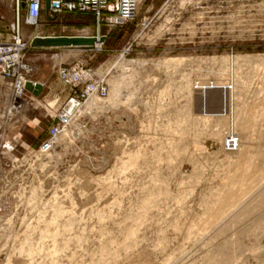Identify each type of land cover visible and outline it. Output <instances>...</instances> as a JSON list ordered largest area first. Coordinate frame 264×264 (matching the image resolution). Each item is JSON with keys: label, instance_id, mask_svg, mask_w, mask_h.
Segmentation results:
<instances>
[{"label": "rangeland", "instance_id": "1", "mask_svg": "<svg viewBox=\"0 0 264 264\" xmlns=\"http://www.w3.org/2000/svg\"><path fill=\"white\" fill-rule=\"evenodd\" d=\"M13 3L15 0H0V11L7 13ZM46 31L53 37H92L98 34V26L91 16L61 14ZM100 32L107 37L100 48L56 49L42 57L30 51L29 43L25 59L32 69L30 80L51 73L48 85L56 92L51 100L30 93L17 98L10 88L0 96V264H102L100 246L112 251L129 244L131 239L126 235L149 200L152 210L143 219L128 253L121 251L120 259H109L106 264H183L185 257L189 264H204L207 237L202 235L211 233L205 218V209L211 204H206L212 202L210 194L219 189V183L227 181L229 166L209 137L220 114L208 93L227 92L225 108L233 87V109L238 115L243 114L245 105L250 112L262 110L256 91L264 90V0H142L134 22L122 27L101 26ZM170 60L176 62L167 63ZM76 64L89 70L94 79L103 80L108 96L86 102L87 107L84 105L61 136L51 142L49 131L70 95L57 71L60 66ZM225 73L227 85L216 87ZM250 78L262 88L249 84ZM235 86L238 90L248 87L247 97L241 95L244 89L239 93ZM117 87L118 96L114 94ZM250 100H257L251 102L256 111L248 105ZM233 112L231 117H238ZM201 115L213 120L207 117L206 125ZM160 141L170 148L161 146ZM136 153L142 155L138 164L122 172L120 158L125 157L121 158L124 161ZM55 207L64 213L58 217ZM52 217L56 223L51 224ZM189 227L192 229L186 230ZM202 229L204 233L199 235ZM191 231L204 239L200 242L202 238H195L194 242L190 238L195 244L186 243L182 237H191ZM44 236L47 238L42 240ZM29 245L39 246L41 251L30 256L25 251ZM179 247L187 251L181 255ZM245 264L254 262L247 260Z\"/></svg>", "mask_w": 264, "mask_h": 264}, {"label": "bare ground", "instance_id": "2", "mask_svg": "<svg viewBox=\"0 0 264 264\" xmlns=\"http://www.w3.org/2000/svg\"><path fill=\"white\" fill-rule=\"evenodd\" d=\"M85 37H87V36H85ZM100 44H98L97 45V47L98 48H100ZM257 59V58H256ZM255 59V60H256ZM175 60H170V61H167V63H175L174 62ZM166 64V63H165ZM252 70V69H251ZM263 70H264V68H263ZM250 71V70H249ZM253 71V70H252ZM262 72L263 71H261V74H262ZM245 73V72H244ZM256 73V72H255ZM222 74H224L223 72H222ZM254 74V73H253ZM247 75V74H246ZM256 75V74H255ZM226 73H225V75H222L221 77H219V81L218 82H216L215 84L217 85L216 87H220V86H223L224 87V85H225V83H226V85H227V82H226ZM236 76V75H235ZM244 76V75H243ZM262 76V75H261ZM261 76H259L260 78H261ZM234 77V76H233ZM247 77H250L249 75H247ZM246 77V78H247ZM263 77V76H262ZM235 79H237L238 78V76H237V78L236 77H234ZM252 79L254 78V76L253 77H251ZM250 78V79H251ZM255 78H256V76H255ZM259 78V79H260ZM228 79V78H227ZM251 79V80H252ZM259 79H257V81L259 80ZM263 79V78H262ZM261 79V80H262ZM239 80V79H238ZM246 80V79H245ZM254 80V79H253ZM253 80L252 81H250L249 82V84L252 82L253 83V86H255V88L257 89L258 87L256 86V84L257 83H254L253 82ZM234 81V80H233ZM240 81V80H239ZM247 81V80H246ZM248 81H249V79H248ZM235 82V81H234ZM233 82V83H234ZM242 82V81H241ZM260 82V81H259ZM264 82V81H263ZM236 83V82H235ZM238 83H240V82H237V84ZM242 83H244V82H242ZM248 83V82H247ZM247 83H246V85H247ZM261 83V82H260ZM214 84V85H215ZM264 84V83H263ZM262 84V85H263ZM241 85H243V84H241ZM258 85V84H257ZM238 86H239V84H238ZM237 86V87H238ZM245 86V85H244ZM244 86H241V89H244V90H242V91H244V92H242V96H244L245 95V97H247V95L246 94H248V93H246L245 94V91H247V89H248V87H250V85L247 87V89L245 90V87ZM230 87V86H229ZM244 87V88H243ZM228 88V87H227ZM239 88V90L238 89H236V86H235V89H236V91L238 92L239 91V93H241L240 91H241V89H240V87H238ZM251 88H253L252 87V85H251V87L249 88L250 90H251ZM255 88H253V90L255 91ZM260 88H262V87H259V90H260ZM218 89V88H217ZM229 89V88H228ZM233 90V87H231V91L229 92V94H228V100H226V101H228V104L226 105V107L224 108V106H225V102H224V100L227 98V92L225 93V92H220V93H208V97H210L209 99H210V101L212 100V101H215L216 102V112L217 113H219L220 114V120L219 121H214V123L216 122V124H214L213 126H215L214 128H213V133L212 134H210L211 136H209L210 137V140H212L214 143H216L217 144V152H221L222 151V153L224 154L223 156H224V159H225V161L227 162V164L229 165L227 168H226V172H227V176H226V178H227V181H225V182H223L222 181V179H221V181H222V183H219L220 184V186H219V189L217 188V190H214L215 192H213V194L211 195L210 194V196L213 198H211V197H209V198H211L212 199V202L210 201V203H209V201H207L209 204H206L208 207L210 206V204H211V206L209 207V208H207V209H205L206 210V212L208 213L207 215V217H205L208 221L206 222V225L210 228V230H211V233H209V234H204V235H202V232L201 231H203V229L202 230H198L199 232H198V234L199 235H202V237H207L206 238V240L204 241L205 242V245H206V249H204V246L205 245H202L203 246V248L202 249H204V251H205V262L203 261V260H201V261H203L204 262V264H245L246 263V261L247 260H252L253 262H254V264H264V95H263V97L261 98V97H258L259 95H261V94H263L264 92V90H263V88H262V90H260L259 92L258 91H256L257 93H258V96L256 95V97L258 98L257 100H254L255 102L257 101V103H259L260 102V104H259V106L261 105V108H262V110L260 111V112H250V110H251V108L250 107H247V105H245V104H247L248 102L247 101H244V105H245V107H244V110H243V108H242V115H238V113H236V111L237 110H234V109H236V108H234L233 109V106H235V104L233 103V98L235 97V95H234V92L232 91ZM250 90H248V92H250ZM252 90V91H253ZM222 91H223V89H222ZM229 91V90H228ZM235 91V92H236ZM253 91V92H254ZM263 93H262V92ZM119 92H120V90L118 89V87L114 90V94H116V96H118V94H119ZM253 92H251L252 93V95L251 96H253ZM255 92V93H256ZM261 93V94H260ZM236 94V93H235ZM238 94V93H237ZM244 94V95H243ZM250 95H248L249 97H250ZM240 96V95H239ZM16 97L17 98H19L17 95H16ZM245 97L243 98L244 100H245ZM255 97V95L252 97V98H254ZM96 98L97 97H92L91 98V100L93 101V100H96ZM99 98V97H98ZM97 98V99H98ZM237 98V97H236ZM242 98V97H241ZM251 98V97H250ZM13 99H15V98H13ZM207 99V98H206ZM208 99V100H209ZM243 99H240V100H243ZM248 99V98H247ZM254 99H256V98H254ZM18 100V99H17ZM239 100V99H238ZM239 100V101H240ZM260 100H263L262 102L260 101ZM211 101V102H212ZM236 101V100H235ZM253 101V100H252ZM251 100L249 101V104L248 105H250L251 107L253 106V105H251V102H252ZM253 101V102H254ZM111 102V101H110ZM257 103H255V104H257ZM262 103H263V105H262ZM253 104V103H252ZM93 104H91L90 103V107L92 106ZM95 105V104H94ZM106 105V104H105ZM243 105V106H244ZM258 105V104H257ZM86 106V105H85ZM89 106V105H88ZM215 106V105H214ZM241 107H242V105H240ZM87 107V106H86ZM98 107V106H97ZM256 107V106H255ZM254 106H253V111H256L257 109H255L254 110V108H255ZM258 107V106H257ZM259 108V107H258ZM91 109V108H90ZM98 110V109H97ZM232 110L234 111L233 113L235 114L236 113V115H238V117H234V118H232L231 116V114H232ZM240 110V109H239ZM92 111V110H91ZM207 111H209V110H207ZM214 111V110H213ZM248 112H250L251 113V115H249L248 114ZM203 113V112H202ZM208 113V112H207ZM211 113V112H210ZM209 113V114H210ZM215 113V112H214ZM95 114V113H94ZM213 114V113H212ZM203 115V114H202ZM200 116L201 117V121H203L204 123L206 122V121H209L208 120V118L207 117H209L208 115L206 116V115H204V117L203 116ZM255 115V116H254ZM212 116H214V115H212ZM197 118V117H196ZM211 117H209V119H210ZM189 119V118H188ZM186 120H187V118H186ZM211 120H213V118H211ZM195 121V120H194ZM200 122V121H199ZM197 123H198V121H197ZM207 123L209 124V122H206V125H207ZM154 124V123H153ZM193 124V123H192ZM152 125V124H151ZM182 125V124H181ZM185 126V125H184ZM197 126H199V125H197ZM203 126V125H202ZM207 127V126H206ZM182 128V127H181ZM208 128V127H207ZM207 128H206V131H207ZM153 129H154V126H153ZM203 129H205L204 127H203ZM203 129H202V131H203ZM150 130V129H149ZM148 130V131H149ZM183 130H187V129H182V131ZM197 130V129H196ZM172 131V130H171ZM181 131V130H180ZM168 132H170V131H168ZM167 132V133H168ZM188 132H190V131H188ZM238 132V133H237ZM216 133V134H215ZM153 134V133H152ZM186 134V133H185ZM188 134V133H187ZM171 135V134H170ZM182 135H184V134H182ZM167 136V135H166ZM165 136V137H166ZM197 136V135H196ZM195 136V137H196ZM167 137H170L171 138V136H167ZM185 137H187V135H185V136H183V138H185ZM64 138V137H63ZM156 138V137H155ZM188 138V137H187ZM192 138V137H191ZM197 138V137H196ZM196 138H195V140L194 141H196ZM199 138V137H198ZM197 138V139H198ZM166 139H169V138H166ZM180 139H181V137H180ZM193 139V138H192ZM171 140V139H170ZM170 140H168L167 142H170ZM182 140V139H181ZM184 141H186V138L185 139H183ZM200 140V139H199ZM73 141V140H72ZM153 141H155V139L153 140ZM157 142H158V140H156ZM164 141V140H163ZM160 142H162V141H160ZM159 142V143H160ZM166 142V143H167ZM183 142V141H182ZM231 142H233V145L232 146H229L230 145V143ZM171 143V142H170ZM185 143V142H184ZM151 144V143H150ZM164 144H165V142H164ZM163 144V142H162V144L160 143V145L162 146V145H164ZM169 144V143H168ZM227 144H228V146H227ZM166 145V144H165ZM172 145V144H171ZM194 145V144H193ZM196 145V144H195ZM194 145V146H195ZM197 145H199V144H197ZM159 146V145H158ZM166 146H168V148H170L169 146L170 145H166ZM173 147V146H172ZM171 147V148H172ZM197 147H200V146H197ZM164 148V147H163ZM183 148H185L186 149V147H184L183 146ZM202 148V147H201ZM173 149V148H172ZM174 149H177V147H174ZM156 150H157V148H156ZM159 152L161 153L162 151V147H161V149L159 148ZM189 150V149H188ZM197 150V149H196ZM202 150V152H204V151H206L204 148H202L201 149ZM183 152L184 151H186V150H182ZM191 151V150H190ZM194 151V150H193ZM187 152V151H186ZM199 153H200V150L198 151ZM197 152V153H198ZM126 153V152H125ZM188 153V152H187ZM191 153V152H190ZM196 153V154H197ZM192 154V153H191ZM124 156H126V154L124 155ZM141 153H136L133 157H127V159H125L124 161L121 159V158H125V157H121L120 158V160H121V163L120 164H122V166H124V167H122V169H120V170H122V172L124 171V170H127L128 169V166H133V165H137L138 164V160L141 158ZM154 158L153 159H157V154L155 155V156H153ZM159 157V156H158ZM155 159V160H156ZM119 160V161H120ZM158 160H160V159H158ZM157 160V162H159ZM222 161V160H221ZM224 161V162H225ZM157 162H156V164H157ZM119 164V163H118ZM226 164V165H227ZM120 166V165H119ZM226 167V166H225ZM120 168V167H119ZM229 170V171H228ZM118 172H120V171H118ZM125 172V171H124ZM223 172V171H222ZM229 173V174H228ZM118 175H119V173H117ZM121 175V174H120ZM213 181V180H212ZM218 184V185H219ZM110 185H112V184H110ZM110 185H108V186H110ZM211 185V184H210ZM113 186V185H112ZM213 186V185H212ZM114 187V186H113ZM36 189V188H35ZM109 190H110V188H108ZM112 189V188H111ZM212 192V191H211ZM34 193V192H33ZM55 200H56V198H54ZM40 200V199H39ZM184 200V199H183ZM187 200V199H186ZM30 201V200H29ZM149 201H151V200H149ZM148 201V203H146L145 205H144V208H145V211H144V213L143 214H139L137 217H136V219L134 220L135 221V225L133 226V227H129L130 228V231H128L129 233H130V235L128 236V233H127V235H126V237L128 238L129 237V239H131V241L130 242H128L129 244H125V245H123V247H118V246H116V248H115V250H114V248H112L111 250L112 251H110L109 249H108V247H102L101 248V246H100V249H101V251H99V252H101V254H102V256H98V258L100 259L101 258V260L99 261V262H101L102 264H106V263H108V262H110L109 261V259H112L113 261H114V259H120V257L118 256V254L122 251V252H124V254L126 253H128L127 251L129 250V248H130V245H133L134 243V241H133V237H135V236H137L136 234L138 233L137 231H138V229H139V227H140V225H142L141 223H142V221H143V219L145 218V217H147V215L150 213V211L152 210V207L150 206V204H152V202H149ZM163 201V200H162ZM162 201H160V203L162 202ZM176 201V200H175ZM40 202V201H39ZM42 202V201H41ZM60 202V201H59ZM58 202V203H59ZM182 202V201H181ZM205 202V201H204ZM159 203V202H158ZM27 204H28V202H27ZM30 204V203H29ZM55 204V203H54ZM60 204H62L61 202H60ZM182 204H183V202H182ZM59 205V204H58ZM53 206H56V205H53ZM180 206V205H179ZM36 208V207H35ZM75 208V207H74ZM150 208H151V210H150ZM180 208H182L181 209V211H184L183 210V207H180ZM185 208V207H184ZM31 209V208H30ZM51 209H52V207H51ZM55 211H56V214L58 215V217H59V214L61 213V211H63L62 213H64V211L65 210H61L62 208H59V207H55V208H53ZM160 209V208H159ZM70 210H71V208H70ZM74 210V209H73ZM162 210V209H161ZM204 210V211H205ZM72 211V210H71ZM160 211V210H159ZM165 211V210H164ZM186 211H188V210H186ZM203 211V212H204ZM68 212V211H67ZM76 212V211H75ZM206 212H204V216H206L205 214H206ZM55 213V212H54ZM61 213V214H62ZM70 213V212H69ZM79 213V212H78ZM81 213V212H80ZM97 213V212H96ZM180 213H183V212H180ZM41 214V213H40ZM44 214V213H43ZM42 214V215H43ZM74 214V213H73ZM102 214L103 213H101V216H102ZM164 214V213H163ZM184 214V213H183ZM38 215H39V213H38ZM52 215H54V214H52ZM65 215H66V213H65ZM98 215V214H97ZM99 215H100V213H99ZM161 215V214H160ZM197 215V214H196ZM196 215H195V217H196ZM33 216V215H32ZM41 216V215H40ZM64 216V215H63ZM67 216H68V214H67ZM66 216V217H67ZM71 216V215H70ZM73 216V215H72ZM71 216V217H72ZM77 216V215H76ZM189 216H190V214H189ZM44 217V216H43ZM103 217V216H102ZM152 217V216H151ZM199 217V216H198ZM55 218L57 219V216H55ZM63 218V217H62ZM73 218V217H72ZM76 218V217H75ZM79 218V217H78ZM193 218V217H192ZM37 219H39V218H37ZM80 220H81V218H79ZM106 219H108V218H106ZM115 219V218H114ZM150 219H152V218H150ZM178 219V218H177ZM194 219H196V218H193V220ZM52 220H54V222H52ZM52 220H51V224L52 223H56V220L52 217ZM80 220H79V222H80ZM101 221L103 220V219H100ZM100 220H98V221H100ZM198 220V219H197ZM196 220V221H197ZM37 221V220H36ZM41 221V220H40ZM40 221H38V223L40 222ZM60 221V220H59ZM82 221V220H81ZM100 221V222H101ZM106 221V220H105ZM141 221V222H140ZM46 222H48V224H49V221H46ZM70 222V221H69ZM103 222V221H102ZM144 222V221H143ZM177 222V221H176ZM191 222H193V221H191ZM195 222V221H194ZM9 223V222H8ZM76 223V222H75ZM156 223V222H155ZM159 223V222H158ZM177 223H179V222H177ZM177 223H175L174 222V224L175 225H173L172 227L174 228L175 227V229L176 228H178V225H177ZM183 223V222H182ZM181 223V224H182ZM188 222H186V224H187ZM40 224V223H39ZM64 225H65V223H63ZM67 224V223H66ZM74 224V223H73ZM100 224V223H99ZM160 224V223H159ZM185 224V223H184ZM31 225V224H30ZM34 225V224H33ZM35 225H37V223L35 224ZM44 225V224H43ZM46 225H47V223H46ZM50 225V224H49ZM158 225V224H157ZM39 226V225H38ZM56 226V228L58 227L57 225H55ZM66 226V225H65ZM72 225H69V227H71ZM137 226H138V228H137ZM206 226V227H207ZM45 227H47V226H45ZM43 228L44 230H46V228ZM62 227V226H61ZM80 227V226H79ZM197 227V226H196ZM64 228H66V227H64ZM81 228V227H80ZM128 228V229H129ZM67 229H68V231H69V229L70 228H68L67 227ZM126 229H127V227H126ZM127 229V230H128ZM137 229V230H136ZM189 229L191 230L192 228H186V230H188L189 231ZM199 229H200V227H199ZM33 230V229H32ZM64 230H66V229H64ZM159 230V229H158ZM193 230H195L194 229V227H193ZM196 230H197V228H196ZM63 231V230H62ZM67 231V230H66ZM67 231V232H68ZM71 231H72V229H71ZM124 231H126L125 229H124ZM123 231V232H124ZM207 231H208V229H207ZM40 232H41V230H40ZM70 232V231H69ZM78 232V231H77ZM80 232H82V229H81V231ZM86 232V231H85ZM137 232V233H136ZM182 232V231H181ZM192 232V231H191ZM71 233V232H70ZM106 233V232H105ZM189 234L188 235H190V232H188ZM193 233V232H192ZM194 233H196L195 231H194ZM192 234V236L191 237H188V239L186 240V238L187 237H182L183 239H185V242L186 241H188L189 242V244L191 243L190 241V238H192L193 239V241H194V239L195 238H198L199 237V235H198V237H195V236H197V233L196 234ZM203 233H204V231H203ZM41 234H43V232H41ZM41 234H38V235H40L41 236ZM47 234H48V232H47ZM69 234V233H68ZM82 234V233H81ZM165 234V233H164ZM185 234V233H184ZM44 235V234H43ZM42 235V236H43ZM56 235H57V233H56ZM70 235V234H69ZM86 235H87V233H86ZM105 235V234H104ZM107 235V234H106ZM125 235V234H124ZM185 235H187V233L185 234ZM30 236V235H29ZM32 236H34V235H32ZM75 235H73V237H74ZM164 236V235H163ZM194 236V237H193ZM46 236H44V237H40L42 240L43 239H46L45 238ZM72 237V238H73ZM102 237H104L103 235H102ZM201 236H200V238H202ZM38 238H39V236H38ZM64 238V237H63ZM72 238H70V239H72ZM75 238H77L76 236H75ZM75 238H73L74 240H76ZM81 238H84V236H82L81 235ZM87 238V237H86ZM200 238H198V239H200ZM72 239V240H73ZM78 240L80 239L79 237L77 238ZM93 239V238H92ZM204 238H202L201 240H200V242L203 240ZM39 240V239H38ZM85 240H87V239H85ZM85 240L84 241H82V243L84 242V244H85ZM108 240H111V238L110 239H108ZM108 240L106 241L109 245L110 244H112V243H109L108 242ZM160 240V239H159ZM197 240V239H196ZM77 241V240H76ZM161 241H162V243H163V240L161 239ZM183 241V240H182ZM192 241V242H193ZM43 242V241H42ZM70 242H72V241H70ZM87 242V241H86ZM184 242V241H183ZM182 242V243H183ZM195 242V241H194ZM204 242H203V244H204ZM56 243V242H55ZM77 243H79V241L77 242ZM81 243V240H80V244H82ZM106 243V244H107ZM127 243V242H126ZM160 242H158L157 244H159ZM187 243V242H186ZM199 243V242H198ZM73 244H76V242H74ZM103 244H104V241H103ZM191 244H195V243H191ZM197 244V243H196ZM70 245V244H69ZM83 245V244H82ZM112 245H114V244H112ZM111 245V246H112ZM62 246H65V245H62ZM72 246V245H71ZM85 246V245H84ZM137 246V245H136ZM162 246H163V244H162ZM186 246H188V245H186ZM186 246H184V247H186ZM192 246V245H191ZM190 246V247H191ZM200 246V245H199ZM43 247V246H42ZM55 247V246H54ZM53 247V248H54ZM73 247H74V245H73ZM75 247H76V245H75ZM110 247V246H109ZM114 247V246H113ZM134 247H135V245H134ZM161 247V246H160ZM184 247H179L180 248V250L182 251L183 250V248ZM64 248V247H63ZM67 249H68V247H66ZM65 248V249H66ZM98 248V247H97ZM193 248H194V246H193ZM192 248V249H193ZM201 248V247H200ZM45 249V248H44ZM55 249V252H56V250H57V248H54ZM54 249H52V250H54ZM61 249V251H62V248H60ZM64 249V250H65ZM191 249V248H190ZM189 249V250H190ZM185 250V249H184ZM184 250L182 251L183 253H181V255H183L184 254ZM25 251H27V253H28V255H33V254H36V253H38V252H40L41 251V247H39V246H37V247H35V246H33V245H29L28 246V248H27V250H25ZM44 251V250H43ZM133 251V250H132ZM185 251H187V250H185ZM203 251V252H204ZM52 252H54V251H52ZM67 252V251H66ZM72 252V251H71ZM191 252H193V251H191ZM43 253H45V252H43ZM72 253H74V252H72ZM80 253V252H79ZM91 253V252H90ZM180 253H179V255H180ZM188 253H189V251H188ZM196 253V252H195ZM40 254V253H39ZM51 254V253H50ZM57 254H59V250H58V253ZM131 254H133V253H131ZM187 254V253H186ZM191 254V253H190ZM189 254V255H190ZM197 254V253H196ZM38 255V254H37ZM72 255V254H71ZM70 255V256H71ZM91 255H94V253L93 254H91ZM91 255H90V257H91ZM193 255H195L194 254V252H193ZM95 256V255H94ZM192 256V255H191ZM34 257V256H33ZM32 257V258H33ZM87 257H88V254H87ZM127 257V256H126ZM138 257V256H137ZM183 257V256H182ZM182 257H177L176 259H179L180 260V258L181 259H183ZM71 258V257H70ZM86 258V257H85ZM93 258V257H92ZM186 258V257H185ZM185 258H184V262H187L188 260V258H186V260H185ZM196 258V257H195ZM80 260V259H79ZM90 260V259H89ZM106 260H107V262H106ZM104 261V262H103ZM127 261H128V259H127ZM183 261V260H182ZM76 262V261H75ZM74 262V263H75ZM115 262H116V260H115ZM133 262V261H132ZM178 263H179V261H177ZM183 262V264H185ZM202 262V263H203ZM90 263H92V261L90 262ZM98 263V262H97ZM117 263V262H116ZM120 263H121V261H120ZM177 263V264H178ZM180 263H182V262H180ZM179 263V264H180ZM188 263V262H187ZM186 263V264H187ZM200 263V262H199ZM198 263V264H199ZM248 263V262H247ZM54 264V263H53ZM122 264V263H121ZM127 264V263H126ZM134 264V263H133ZM152 264V263H151ZM189 264V263H188ZM190 264H191V261H190ZM193 264V263H192Z\"/></svg>", "mask_w": 264, "mask_h": 264}, {"label": "built area", "instance_id": "3", "mask_svg": "<svg viewBox=\"0 0 264 264\" xmlns=\"http://www.w3.org/2000/svg\"><path fill=\"white\" fill-rule=\"evenodd\" d=\"M142 0H51V12L61 14L89 15L94 18L101 35V26L122 27L136 20ZM18 18L10 42L0 37V76L18 97H27L26 84L30 82L31 67L25 59L29 43L23 41L19 12L25 4V24L37 27L44 10V0H15ZM59 79L70 89L67 103L56 117V123L49 131L51 142L57 140L71 124L75 114L92 97L105 99L108 86L103 80H96L92 73L76 64L60 66ZM98 98V99H99ZM233 142L229 146H232ZM228 146V144H227ZM228 146V147H229Z\"/></svg>", "mask_w": 264, "mask_h": 264}, {"label": "crops", "instance_id": "4", "mask_svg": "<svg viewBox=\"0 0 264 264\" xmlns=\"http://www.w3.org/2000/svg\"><path fill=\"white\" fill-rule=\"evenodd\" d=\"M8 12L7 13H2V11H0V37L1 40L3 42H10L13 36V30L14 27L16 25V21L18 18V13L16 11V4L14 5L11 4V6L7 7ZM64 15H69V14H64ZM72 15H77V16H89V15H79V14H72ZM58 18V17H57ZM56 18V19H57ZM56 19H49L46 16L45 10H43V14L41 17V20L38 24L37 27H31L29 25L25 24V11L23 9L20 10L19 12V20H20V24H21V31H22V38L25 42L27 43H31V41L35 38V37H53L54 35L49 34L46 30L48 27H50L52 24L56 23ZM82 36H87V37H91L90 35H86L83 34ZM94 36V35H93ZM52 50H56V49H32L30 48V51L36 54H40V57H42L41 55L46 52H50ZM51 73L48 75L45 74H41V75H37V78L33 79L32 82L36 83V84H40L43 86V91L42 94L43 96H45V101L51 100L52 98H54L55 95V91H54V87L49 86V81L51 78ZM9 87L8 84L3 80V78L0 76V96H2L3 94H7L9 92ZM7 101L5 102V104L7 105ZM22 136V134H21Z\"/></svg>", "mask_w": 264, "mask_h": 264}, {"label": "water", "instance_id": "5", "mask_svg": "<svg viewBox=\"0 0 264 264\" xmlns=\"http://www.w3.org/2000/svg\"><path fill=\"white\" fill-rule=\"evenodd\" d=\"M25 9V4H22ZM44 10L47 18L56 19L57 16L51 12V0H44ZM107 37L96 35L92 37L74 36V37H35L30 46L32 49H66V48H93L98 44H105ZM26 91L34 97H39L43 91V86L32 81L26 84Z\"/></svg>", "mask_w": 264, "mask_h": 264}]
</instances>
